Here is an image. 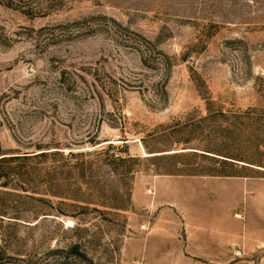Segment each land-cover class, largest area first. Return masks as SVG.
Masks as SVG:
<instances>
[{"label":"rangeland","instance_id":"1","mask_svg":"<svg viewBox=\"0 0 264 264\" xmlns=\"http://www.w3.org/2000/svg\"><path fill=\"white\" fill-rule=\"evenodd\" d=\"M24 152L0 264H264V0H0Z\"/></svg>","mask_w":264,"mask_h":264},{"label":"trees","instance_id":"2","mask_svg":"<svg viewBox=\"0 0 264 264\" xmlns=\"http://www.w3.org/2000/svg\"><path fill=\"white\" fill-rule=\"evenodd\" d=\"M18 153V152H17ZM25 154H15V155H4V154H0V187H7V184L10 182L11 179H15V177H18L17 175H20V170L19 171H16V166H9L8 163L12 162L13 160H18L20 162H26L27 160H29L32 156H35V157H39V156H42L44 155V153L46 152H39V153H35V154H30V152H24ZM50 154L52 155H55V154H61V151H50ZM79 155L83 154V153H77ZM108 155V163L111 164V165H115L117 164L118 162H121V161H124L125 158L122 157V156H119V155H113V154H109L107 153ZM62 155V154H61ZM76 155V153L72 152V151H69L68 152V155L67 156H74ZM68 162L67 161H64L62 162V164L58 165V166H55L56 168H65L68 166ZM16 172V173H15ZM5 179V180H3ZM74 197V196H73ZM67 198H70V197H67ZM72 200H76L74 198H70ZM69 207H72V208H81V209H84L83 206L79 205V204H76V203H70L68 204ZM88 209V208H86ZM96 211H100L98 209H95ZM59 211L58 213L59 214H63V215H69L71 217H75L76 214V210H71V212H67V213H70V214H65L64 212H60L61 210H57ZM45 214H50V213H45ZM0 215H3L2 213H0ZM9 217H12V218H15V220L17 219H21V217H18V216H9ZM76 246V244H72L70 246V248L74 249Z\"/></svg>","mask_w":264,"mask_h":264}]
</instances>
